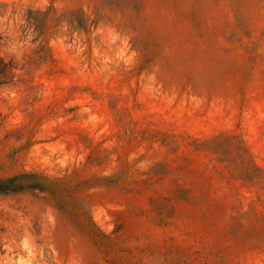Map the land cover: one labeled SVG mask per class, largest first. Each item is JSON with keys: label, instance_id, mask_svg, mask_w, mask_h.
Masks as SVG:
<instances>
[{"label": "rangeland", "instance_id": "1", "mask_svg": "<svg viewBox=\"0 0 264 264\" xmlns=\"http://www.w3.org/2000/svg\"><path fill=\"white\" fill-rule=\"evenodd\" d=\"M0 264H264V0H0Z\"/></svg>", "mask_w": 264, "mask_h": 264}]
</instances>
